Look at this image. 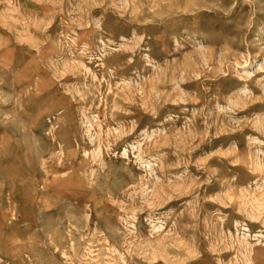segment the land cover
<instances>
[{"label": "rangeland", "instance_id": "rangeland-1", "mask_svg": "<svg viewBox=\"0 0 264 264\" xmlns=\"http://www.w3.org/2000/svg\"><path fill=\"white\" fill-rule=\"evenodd\" d=\"M0 264H264V0H0Z\"/></svg>", "mask_w": 264, "mask_h": 264}]
</instances>
